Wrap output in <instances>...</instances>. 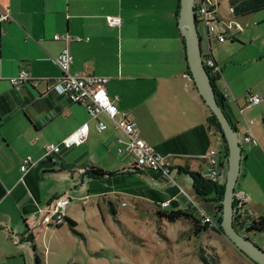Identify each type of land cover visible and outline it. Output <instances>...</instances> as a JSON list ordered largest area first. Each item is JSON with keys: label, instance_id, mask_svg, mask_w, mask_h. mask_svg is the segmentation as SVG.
Masks as SVG:
<instances>
[{"label": "crops", "instance_id": "crops-1", "mask_svg": "<svg viewBox=\"0 0 264 264\" xmlns=\"http://www.w3.org/2000/svg\"><path fill=\"white\" fill-rule=\"evenodd\" d=\"M227 1L237 7L243 0ZM180 10L181 0H0V17L8 15L7 20H0V261L26 264L25 243L37 249L38 240L45 239L53 229L47 228L40 211L60 193L46 192L44 182L47 176L69 172L75 156L82 158L77 176L87 181L83 191L88 195L106 196L105 191H111L131 198L133 194L143 195L146 201L154 202L158 201L154 192H163L170 195L166 201H171L173 211H188L197 217L198 210L188 197L179 194V188L200 202L206 215L215 216L217 221L221 218L216 214L220 204L212 200L213 195L199 196L189 174L205 169L203 157L211 149L220 150L228 172L229 150L195 83L184 77L191 72L185 38L178 27ZM226 11L222 4L221 15L227 16ZM259 14L245 11L236 16L238 22L247 21V26L235 41L231 40L232 44L241 41L252 23L259 25L255 22ZM113 16L120 17L119 27L109 26L108 17ZM248 16L254 22L246 20ZM258 21L264 22L263 16ZM256 28L254 38L263 46L260 28ZM55 35H68L72 41H55ZM227 42L214 41L217 46L213 56L223 72L216 85L220 93H228L233 99L225 102L226 111L238 129L243 148L235 190L249 196L247 215L244 219L237 217L236 227L241 235L250 238L241 233L249 219L264 217V79L240 86L236 77L244 65L232 62L230 57L236 48ZM64 49L74 58L72 74L109 79L110 98L121 112L134 118L141 138L169 158L170 175L177 185L161 172L129 169L126 158L119 157L117 150V157L109 155L106 168L107 148L109 153L114 146L123 148L125 144H119L117 139L126 143L127 137L116 131L105 115L99 121L105 122L108 130L100 133L97 121L90 118L86 108L71 103L55 85L61 75L56 59ZM24 69L39 81L38 87L28 84L16 88L9 83ZM253 85L255 91L251 89ZM250 93L262 101L249 106ZM84 123L90 125L84 145L62 148L54 156L56 163L54 157L45 158L47 145L60 143ZM96 135L102 136L98 145L94 144ZM245 136L257 142L243 143ZM27 156L33 158L35 166L22 180L20 167ZM88 156L90 159H86ZM91 167L113 175L93 180L81 174V170ZM102 181L109 183V189L98 183ZM110 204L116 211L114 203ZM33 259L36 264L34 250L27 264H32Z\"/></svg>", "mask_w": 264, "mask_h": 264}, {"label": "rangeland", "instance_id": "rangeland-1", "mask_svg": "<svg viewBox=\"0 0 264 264\" xmlns=\"http://www.w3.org/2000/svg\"><path fill=\"white\" fill-rule=\"evenodd\" d=\"M222 4L226 10L228 7L226 1ZM259 15L264 18V12ZM261 16L256 17L255 22L259 24L256 27L260 28L259 33L264 41V22L258 21ZM246 20L254 22L250 16ZM239 23L246 28L247 21L245 23L239 19ZM253 24L250 29H246L240 42L234 44L231 40L227 42L228 46L236 48V52L230 57L233 58L232 62L237 66L244 65V70L236 77L240 86L264 79V44L260 46L256 42L253 33L256 27ZM216 46L213 41L211 48L214 53ZM254 86L251 89L255 91ZM239 112L243 113L242 110ZM101 137L94 136L95 145L101 142ZM215 146L218 148V144ZM107 149L104 163L106 168L109 166V155L112 158L116 156L114 154L116 150L118 155L120 148L114 146L110 153L109 147ZM88 158L90 159V156L86 159ZM54 162L56 163V157ZM73 162L69 172H72L74 179L69 172L60 171L59 174L47 176L44 182L46 192L60 193L55 199L60 197L71 199L66 214L75 221L76 227L72 228L66 221L62 227L51 229L45 239L38 240L35 255H39L43 264H256L239 251L224 234H218L213 230L221 228L220 219L217 221L215 216L211 215L214 225L211 229L196 233L197 228L190 220L170 223L158 217V211L162 210L161 204L167 202L169 194L164 195L163 192L153 190L158 200L154 201L155 203L146 201L143 195L133 194L131 198L125 193L111 191H105L106 196L100 193L99 196L93 197L83 191L87 181H82L77 176L78 168L83 166L82 158L75 156ZM33 163L35 164L34 160ZM85 171L82 170L81 174H85ZM98 183L109 189V183L105 181ZM178 190L181 196L188 197L185 192H181L179 188ZM191 197L194 199L192 195ZM110 203H114L116 215L112 213ZM195 204L200 206L197 217L201 219L205 214L204 208L200 202L196 201ZM171 207L169 206L167 211H172ZM216 214L220 215V212ZM249 236L255 244L264 249V233ZM25 245L26 260L30 262L34 246L32 243ZM3 250L5 251L6 247ZM17 263L0 261V264Z\"/></svg>", "mask_w": 264, "mask_h": 264}, {"label": "built area", "instance_id": "built-area-1", "mask_svg": "<svg viewBox=\"0 0 264 264\" xmlns=\"http://www.w3.org/2000/svg\"><path fill=\"white\" fill-rule=\"evenodd\" d=\"M225 1L228 4L227 16H222L220 12L222 0H195L194 5L197 28L201 38L203 63L212 78H215L219 71L215 63L217 61L210 56L212 42L225 43L228 40L235 41L236 35L243 33L245 30L236 19L234 6L230 5L227 0ZM7 19L8 15L0 17L1 21ZM108 23L111 27H119L122 21L119 17L113 16L108 17ZM54 40L72 41L68 35H55ZM80 40L81 39H76V41ZM73 63L74 58L72 54L68 49H64L56 59V64L61 71V75L55 80V85L69 96L71 103L81 104L86 108L90 118L97 121V130L100 133L108 130V125L105 122L99 121L100 116L105 115L112 121L113 128L116 131H121L127 137L126 143L121 139H117V142L119 144H125L123 148L118 150V155L121 158H126L129 168L135 167L140 171L152 170L161 172L170 178L171 183L177 185V180L170 175L169 158L159 154L152 145L141 138L138 125L134 118L127 113L121 112L115 102L110 98L108 93L109 79L107 77L95 75L72 74L71 66ZM184 77L188 82H194L190 73L186 74ZM9 83L16 88H21L28 84L36 88L39 85V81L35 80L27 69L20 71L18 76L9 79ZM223 96L226 101L233 100L230 99L231 97L228 93L224 92ZM261 101L262 99L260 96L250 93L247 103L249 105H256ZM89 135L90 125L89 123H84L60 143L47 145L45 158L53 159L55 155L61 152L62 148H74L84 145ZM239 141L241 144V138ZM256 142L257 141L250 136L243 137V143L252 144ZM220 154V150L211 149L203 157L206 166L205 169L201 171L200 175L203 179L217 186H224L227 179V170ZM34 166L35 164L31 157L23 159L20 167L22 180ZM80 172H82V170ZM187 196L191 202L193 201V204L196 203L189 194H187ZM248 201L249 196L244 191L235 190L234 218L237 219V217H239L244 219L246 217L245 208ZM70 203V198L60 197L51 201L40 211L44 213L43 220L48 229L58 228L66 222V209ZM170 203V201L162 203L161 209L163 211L167 210ZM194 206H196L198 212H200V206L198 204ZM201 212L203 213L202 210ZM202 216L203 217L200 219L201 224L208 225L209 228H212L214 225L211 216L206 214Z\"/></svg>", "mask_w": 264, "mask_h": 264}, {"label": "water", "instance_id": "water-1", "mask_svg": "<svg viewBox=\"0 0 264 264\" xmlns=\"http://www.w3.org/2000/svg\"><path fill=\"white\" fill-rule=\"evenodd\" d=\"M195 0H181L179 29L185 38L187 61L197 90L205 104L218 119L229 150V166L222 200L221 228L225 237L256 264H264V250L249 237L241 235L234 225V193L241 173L243 148L239 132L233 127L217 99L211 77L204 66L201 38L194 10Z\"/></svg>", "mask_w": 264, "mask_h": 264}, {"label": "trees", "instance_id": "trees-1", "mask_svg": "<svg viewBox=\"0 0 264 264\" xmlns=\"http://www.w3.org/2000/svg\"><path fill=\"white\" fill-rule=\"evenodd\" d=\"M234 8H235L236 16L239 13H244L245 11H252L255 13H259V12L264 11V0H243L239 3V6H237V7L234 6ZM179 17H180V12H179ZM210 56L214 59L212 51L210 52ZM215 63H216V66L219 68V71L216 74L215 78L211 77V81H212V84L215 88L217 99L220 102L221 106L224 108L225 113L228 116V118L230 119L233 127L238 131L234 122L232 121L230 114H228V112L226 111V105H225L226 100H225L223 94L218 91L216 84L220 81V79L223 75L222 74L223 72H222L221 64H219L218 62H215ZM211 118H213L218 123V127L221 131L220 123H219L218 119L216 118V116L212 113V111H211ZM221 133H222V131H221ZM222 135H223V133H222ZM224 140H225V138H224ZM225 142H226V140H225ZM129 169L136 171V172H141L139 169H137L135 167H132ZM85 173L90 179H93V180H103V179L108 178V177L113 175V173H108V172H106L102 169L96 168V167H91V168L87 169L85 171ZM189 174L193 180L194 189L199 196L209 197V196L213 195L214 198L212 200L215 201L216 203L220 204V216H221L220 224H221L222 212H223L222 200H223L224 194H225V185L224 186H217L216 184H213V183L203 179L201 177L200 173H197V174L196 173H189ZM110 205H111L110 209H111L112 213L114 215H116V211H115L113 205L112 204H110ZM234 206H235V203H234ZM157 215L160 219H164L170 223H176L177 221H180V220H190L194 224V226H196V228H197L196 233H198V232L201 233L203 231L206 232L209 229H211V228H209L208 225H201L200 220L194 215V213H190L188 211H181V210H178V211H173V210L172 211H167V210L162 211V210H160V211H158ZM246 215H247V211H246ZM249 218H250V216H249ZM249 220H250L249 221L250 223L247 225V227L245 229L246 234L253 235V234L264 233V217L251 218ZM66 221H67V223H69L72 226V228L76 227V223L73 220L66 218ZM234 225L236 227V218H234ZM236 229H237V227H236ZM213 230L217 233L223 234L222 228H220V227L218 229H213ZM33 249L35 252L37 251L36 247H34ZM35 263L36 264H43V262L41 261V259L38 255H35Z\"/></svg>", "mask_w": 264, "mask_h": 264}]
</instances>
